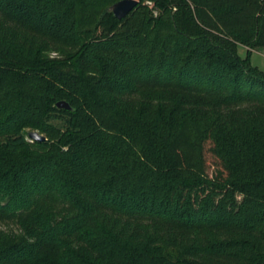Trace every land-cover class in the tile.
I'll return each mask as SVG.
<instances>
[{
	"label": "trees",
	"instance_id": "obj_1",
	"mask_svg": "<svg viewBox=\"0 0 264 264\" xmlns=\"http://www.w3.org/2000/svg\"><path fill=\"white\" fill-rule=\"evenodd\" d=\"M116 1L0 0V264H264V0Z\"/></svg>",
	"mask_w": 264,
	"mask_h": 264
},
{
	"label": "water",
	"instance_id": "obj_2",
	"mask_svg": "<svg viewBox=\"0 0 264 264\" xmlns=\"http://www.w3.org/2000/svg\"><path fill=\"white\" fill-rule=\"evenodd\" d=\"M136 2H137L136 0H118L112 3L108 7V10L112 13V15L115 18L121 19L135 6ZM55 107L61 108V109H70V106L64 100L56 101ZM27 137L31 141H37V142H44L46 140L42 134H39L35 130L28 131Z\"/></svg>",
	"mask_w": 264,
	"mask_h": 264
},
{
	"label": "rangeland",
	"instance_id": "obj_3",
	"mask_svg": "<svg viewBox=\"0 0 264 264\" xmlns=\"http://www.w3.org/2000/svg\"><path fill=\"white\" fill-rule=\"evenodd\" d=\"M236 53L240 58H245L246 48L241 44H237ZM248 60L251 65L256 66L260 70H264V47L252 49L248 55ZM205 158L207 161L206 171L208 174L211 175L214 169L213 165L211 164V158L209 157V153H206Z\"/></svg>",
	"mask_w": 264,
	"mask_h": 264
}]
</instances>
